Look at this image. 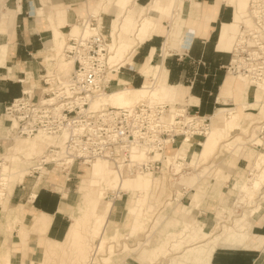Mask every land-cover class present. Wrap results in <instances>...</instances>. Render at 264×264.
I'll list each match as a JSON object with an SVG mask.
<instances>
[{"label": "crops", "instance_id": "1", "mask_svg": "<svg viewBox=\"0 0 264 264\" xmlns=\"http://www.w3.org/2000/svg\"><path fill=\"white\" fill-rule=\"evenodd\" d=\"M3 1L0 0V106L19 96L21 90L20 82L22 80L29 81V85L34 87L39 84L38 79H34V76H36L33 70L34 67L27 65L28 63L36 61L38 64L43 63L45 71L52 69L54 58L58 56V53L50 51L53 35L63 37L66 33V30H64L66 26L69 27L70 32L78 30L77 23H73V21L76 20L77 16L81 15L80 10L79 12L76 10L83 0H24V3L22 0H15L12 7L13 10L10 11L8 9L3 11ZM110 1L114 4V7L99 10L98 14H96L99 23L100 20L103 22L107 17L111 16L108 23V35L110 25L114 22L116 15L120 13V4L118 2L121 0ZM132 1L134 4L132 8L135 9V14H138L145 5L152 2V0ZM103 2L104 0H87L82 11H86L89 8V15H94L98 8L97 3ZM243 3H245V0H240L239 8ZM160 4H167V0H160ZM233 11V5L226 0H174L167 10H160L154 22L153 31L135 46L130 58L125 62L126 66L123 63L115 68L116 72L111 74V80L114 81L113 84L116 83L114 86L117 88L111 90H118L123 87L136 89L145 82L150 83L152 82L153 71H155L153 68H156L161 73L164 83L177 89L178 97L171 103L183 102L187 104L190 113L197 112L200 115L210 116V119H212L210 124L215 125L210 130L213 135L217 130L222 129H217V125L220 122V113L222 112L223 115L224 111L227 113L229 111L240 113L238 118L235 120L233 118L228 132L233 127L238 128L241 126L247 117L250 119L254 117V123L256 119L260 118L258 114H261L264 110L263 106L259 107L258 95H256V99H254V95L252 97L250 92V87H253L252 84L247 85L244 99L236 95L233 89L235 76L233 72L226 70L231 58L230 52L233 50L240 30L239 24L236 23L237 26L234 25ZM101 13L108 14L101 16ZM162 15L168 16L171 22L161 26L159 23L163 22L160 18ZM159 19H161L160 22ZM174 19L175 22H173ZM48 34L49 40L45 45V38ZM184 35H187V37L184 38ZM167 36L170 38H168L169 41H166ZM144 65L150 67L151 72L148 77L141 72V68ZM119 67H123L125 70L120 72L117 70ZM224 70L226 73H223ZM224 84H229L230 92H224L223 96L226 101L220 102L217 95L222 94L221 87ZM255 90L256 92L258 91L257 88ZM250 97H252V100H250ZM218 104L219 107L216 106ZM230 104L234 106L224 107ZM225 125H227V117ZM214 137L212 136L210 141L212 149L205 156L206 158L203 159L204 161L208 159L207 163L204 162L203 164H206L205 166L209 165L208 170L212 168V175L214 167L223 170V167L213 164L211 161L214 157V155L211 156L215 145L214 142H216ZM206 138L205 136L201 142L199 150L202 149ZM230 141L233 140L231 139ZM248 144L249 146H247ZM231 147L229 150H224L219 146L217 151L229 154L227 159L228 167L235 166V168H239V163L245 161V169H247L255 155H252V152L257 150L255 149L256 147L248 141L243 143L232 142ZM194 150L187 152L188 160L191 159V151ZM183 154L185 156L186 151H183ZM199 164L203 165L201 162ZM204 167L194 173L196 178L193 179L194 181L191 184H187L191 188L181 186L180 191L177 190L176 196L179 197L180 202L183 203L185 199L188 202V193L199 190L197 197L199 205L202 195L209 190L207 187L211 186L209 192H207L210 198L202 205V209H194V212H197L198 219L209 225L213 222L215 212L220 207L219 201L225 202V198H228V195L233 196L230 190H233L234 187L230 183L234 180L240 181L242 171L231 170L229 172V170H223V174L227 176L225 179L219 180L220 186H217L218 182L214 181L212 177L208 186V183H206L208 179L205 176L208 171L203 170ZM63 183L64 181L58 182L49 177L45 182L36 181L29 189L19 192L15 189V185L19 184L16 183L10 192L7 203L12 207H14L13 204L23 207L25 209V217L30 212L39 217L44 224V235L47 239L53 241L68 240L69 231L71 230L72 232V229H70V222L66 227V221L68 218L69 220L70 218L71 220L75 218V215H73L75 204L68 205L66 198H64ZM227 183V191L223 192L222 190ZM185 184L183 183L182 185ZM220 187L222 188L221 190ZM68 193L69 191H67ZM125 194L129 196L128 193ZM213 195L216 197H213ZM131 203L132 201L130 205L129 203L126 204L127 206L123 212L122 224L125 230H130L134 219L137 220L140 227L143 224L139 218L134 217L135 210L133 211V209L135 208L131 207ZM110 207L112 208V204ZM65 213L68 214V217ZM128 213L129 218H126ZM143 215L144 213L141 212L137 217H142ZM142 219L144 220V218ZM115 228L116 233L120 235L122 232L121 228ZM13 231L15 230L11 231L10 238L13 237ZM250 233L253 240L247 244L242 242L241 244L222 246L217 241L209 242L210 244L212 243L213 247L208 254L206 264H258L261 254L264 255L261 248L262 240H264V208L261 216L251 226ZM14 237H16V234ZM258 238L261 241L257 240L258 242L254 244L253 241L255 242ZM141 250L138 249L134 252L133 257L137 256ZM131 260L137 264L132 257ZM117 264L131 263L121 261Z\"/></svg>", "mask_w": 264, "mask_h": 264}, {"label": "bare ground", "instance_id": "2", "mask_svg": "<svg viewBox=\"0 0 264 264\" xmlns=\"http://www.w3.org/2000/svg\"><path fill=\"white\" fill-rule=\"evenodd\" d=\"M174 0H167V4L161 5L160 0H152V2L148 5H145L142 10L138 12V14H135V9L132 8L133 1L132 0H121L118 3L120 4V13L115 17L114 22L110 25L112 31L110 32V37L115 40L116 35L119 33H125L126 29L132 27L133 33L131 35H128V37L125 38L124 41H115L114 48L110 46L108 43V50H109V58H114L113 60H109L112 63V66L116 68L117 66L121 64H125V62L130 58L135 46L140 43L144 38H146L152 31H153V26L154 22L156 21L160 10H167L172 4ZM228 3L232 4L234 7L233 11V21L237 23H241L240 28L242 26L250 27L252 25L251 20L249 18L248 14V2L249 0H245L244 7H243V13H240L239 5H240V0H226ZM247 1V2H246ZM102 2V1H101ZM166 2V1H165ZM222 3V2H221ZM130 4V5H129ZM97 6L101 8V10H106L110 7H114V4L111 3L110 0H104L103 3H97ZM246 8V9H245ZM100 9H96L93 16L97 19L96 14H98ZM246 10V11H245ZM136 16V18H134ZM177 16V14H176ZM134 18V19H133ZM84 22L86 21V18H83ZM176 19V17H175ZM175 19L173 22H175ZM82 20V19H81ZM98 20V19H97ZM115 24V25H114ZM77 28L78 30L76 32H70V29L64 34L63 36V46L61 49V57L65 60L63 61H57V67H66L69 69V71L66 73L62 70L59 72H51L49 74L44 73L41 77L46 78L47 80L50 79L53 73H57L59 81L61 83L65 82V77L72 71L73 68V61L70 58H66L63 54V48L66 42V36L71 35L74 36L76 34H86L88 32L87 29H84L83 27L80 26V22H77ZM240 31V30H239ZM239 34V33H238ZM115 35V37L113 36ZM122 35V34H121ZM175 35V34H174ZM181 36V35H180ZM187 35H184V38H186ZM169 36H167L166 41L168 40ZM52 46L50 48L51 52L57 53L58 50L61 47V37H58L57 35H53L52 38ZM170 39V38H169ZM172 39V38H171ZM237 39V37H236ZM169 41V40H168ZM236 42V40H235ZM235 45V44H234ZM234 47V46H233ZM159 66V65H158ZM152 69V68H151ZM155 71H153V77H152V82L150 83H144L141 87L136 88V89H131V88H121L118 90H109V91H102L100 93H97L94 95V97L91 99L89 103V107L93 110H98L104 106H107L109 108H121L124 106H129L132 105L140 100L150 98L151 100H156L160 102H166L169 103L170 105L175 104V103H170L165 100H159L153 96L152 94H148V96H145V93L152 92L154 95H160L162 98L168 99L169 101H175L177 99V89L175 87H170L167 86L161 76V73L158 72L156 68ZM162 70V69H161ZM231 71V70H230ZM141 72L144 73L145 76L148 77L150 74V67L147 65H144L141 68ZM163 72V71H162ZM232 72V71H231ZM48 73V71H47ZM164 73V72H163ZM235 73V72H233ZM64 75V79L60 80V75ZM152 74V73H151ZM150 76V75H149ZM235 83L233 85V89L235 91V94L244 99L245 92L247 89L248 84H244V78L245 76L235 73ZM264 76V75H263ZM261 76V78L263 77ZM255 79V80H250L248 79L250 84H256L259 83L264 86V82L257 81L261 80ZM119 79V78H118ZM224 79V78H223ZM24 88H30L34 86L29 85V81L22 80L21 81ZM257 84V85H259ZM40 84H38L35 87H39ZM259 87V86H258ZM262 89V87H260ZM229 93L230 92V87L229 84H224L221 87V95H217L218 101L220 102H225L226 98L223 96V93ZM231 98V97H230ZM139 99V100H138ZM135 101V102H134ZM182 104V103H180ZM234 112L227 113L229 114L227 116V125L225 128L219 129L216 131V133L213 135L210 132V116L208 117L209 119V127L205 131L203 135V139L206 136L205 143L203 144V147L199 151H191V154L193 158H199V160L205 159L207 154L211 151L212 147L210 145V141L212 140V136H215L214 139H218L220 137H223L227 134V131L230 128V124L233 120V114ZM7 119V118H6ZM9 121V124L6 125V127L1 128L0 127V138H6L7 136L10 135L11 129H13V123ZM11 124V125H10ZM259 126L257 128L261 129L264 127L263 119L257 121ZM10 130V131H9ZM12 137H11V144L9 145L8 149H12L15 152H23V154L26 155L28 158L27 161L25 162L23 159H20L16 154L11 155L8 157V163L4 165V163L0 162V209H1V215H0V233L4 231L7 227H9L10 223L12 220L16 219L20 223H32L34 221H39L40 218L33 215L31 212L29 215L26 217L24 216V211L25 209L18 208V207H12L11 205H8L7 199L8 196L10 195V192L16 183H20L23 177V172L28 169V167L31 169V174L33 172L32 167L36 165L39 157H45V161L51 162L54 161L58 167H60V170H64L67 168L66 166L71 165V159L70 158H64V140L66 138V133H59L56 135L52 134H44L41 132L35 133L31 137H21L15 134V132H11ZM208 135V136H207ZM202 139V140H203ZM201 140V141H202ZM234 140V139H232ZM241 141H248L250 140L249 138H241ZM201 141L199 143V146L201 144ZM50 142H53L50 144ZM264 145V144H263ZM189 142L184 140L179 146H177L171 154H166L164 156L159 155V153L154 154V158H159L162 163V169H161V176L163 177L168 173V170H170V167L174 170L172 173H169L170 175H177L180 173V170H183V165L182 162L186 160L187 152L190 151L188 148ZM232 141L226 142L223 144L221 147L224 150H229L232 147ZM52 148L55 152V155H48L47 154V149ZM186 151V155L184 156L181 151ZM186 149V150H185ZM42 153L43 155H38L39 153ZM180 153V154H178ZM4 156V155H3ZM133 157H139L140 155H132ZM4 158V157H3ZM6 158V157H5ZM250 158V157H249ZM63 159V160H62ZM4 160V159H3ZM192 161V157L189 160V163ZM84 165L88 164L87 167V172H86V177H82L83 179L82 184H85L86 182H89V189H83L79 191V198L77 199L76 202V207L74 208V214L75 217L73 220H76L75 223H80L81 220L80 216L83 214L82 220L92 215L89 219L92 222V233H99V231L103 228V226L106 228V214L109 211V205H111V201H113V197H110L108 201L100 204L101 200L105 198V193L106 191H112L115 196L114 197H120L121 192L125 191V193H128L129 195H135L139 193L140 191H143L142 198L140 200H146V193L147 191L152 188V181L155 180L157 176L151 175L149 172L146 171H136L133 174H128V175H123L120 176L116 171L113 170V168L110 166L108 161L104 158L101 157H95L92 158L88 161H86ZM36 163V164H34ZM184 163V162H183ZM83 164V163H81ZM186 164V163H185ZM40 169H44L41 167ZM214 172L215 178L218 182L217 186H220L219 183V178H226V174L221 173V170L217 167H214ZM15 170L16 174L13 175L12 178L8 177L10 180L9 182L7 179H5V175L11 173V171ZM7 172V173H6ZM41 175V174H40ZM39 175V176H40ZM131 179V182H126L123 177H134ZM220 176V177H219ZM231 176V175H230ZM43 177V176H42ZM194 178H196V174L193 175ZM37 181H41L37 179ZM133 181V182H132ZM8 182V183H7ZM45 182V180L43 181ZM94 183V188H91ZM234 186L235 188V193L233 194V201L231 202V205L229 206L228 213L227 215H218L215 216L216 220L213 224L206 225L203 221H198L197 225H190V229L194 230L199 229L200 232L198 231V235L195 238H192L189 240V242L184 245L188 247L186 251H183L178 257V259H175L171 263L172 258H168L167 262L171 264H190V261H198L199 263L206 264L207 259H208V254L210 250L212 249V241H217L218 244L220 245H235V244H241L242 242H245V244L251 242L253 238L250 236V228L257 220L261 214H262V209L264 208V152H258L256 153L251 162V166L248 169V175L247 176H241L240 181H235L234 180ZM88 185V183H86ZM6 186V194H4V189ZM165 185L163 183L162 186V191H164ZM180 191V190H179ZM177 193V191H176ZM6 195V196H5ZM212 195V194H211ZM216 195V194H215ZM64 196V195H63ZM213 197H216L213 195ZM188 198L193 203V200L196 201V195L195 192H190L188 193ZM175 199V200H174ZM171 201L173 202H179V197H172ZM146 202V201H145ZM172 203V202H169ZM190 204V202H189ZM158 204H156L157 206ZM85 206V209H84ZM239 207L243 209L240 213H235V208ZM196 207H192V209H195ZM100 209L99 214L96 213ZM160 209V208H159ZM185 209V208H184ZM183 208L177 209L178 215H181V217H184L185 213L182 212L184 210ZM88 212L90 214L88 215ZM151 209L146 215L150 218H153ZM81 213V214H80ZM155 213V212H154ZM80 214V215H79ZM161 214H158L160 216ZM79 216V217H78ZM155 217L157 215H154ZM163 218V216H162ZM159 221L155 220L154 224ZM113 223V221L110 219L109 223ZM226 224L229 225V227H225ZM73 229L75 232H77V226L73 225ZM110 232L107 234V236L112 240L113 238H120L118 233H116V228L108 226ZM140 224L137 222L136 219H134L130 231L131 233H134L138 229H140ZM108 231V230H106ZM124 236V235H123ZM145 239V243L149 245L150 243V238ZM165 237H168V233L165 235ZM160 238V237H159ZM261 238V237H260ZM261 241L259 238L253 241L254 244H256L258 241ZM66 240L65 242H67ZM262 250L264 253V240H262ZM102 241L99 240L98 244L93 246L91 254L88 256L92 255V257H89L90 263L95 259L94 256L95 254L99 251V248L102 247ZM142 244V243H141ZM198 244V245H197ZM149 249L155 251V258L154 260H162L164 255H171L174 253H177L175 249H167L166 245L163 244V241L160 240L157 242L155 245H149ZM199 246V247H198ZM260 248V249H261ZM134 249V248H132ZM147 249V248H146ZM258 249V248H257ZM145 248L143 249V252L137 257H142L144 258L145 254ZM162 257L160 258V256ZM103 256V255H102ZM110 254L104 258L109 260ZM159 257V258H156ZM103 258V259H104ZM97 259V258H96ZM84 262L83 264H86L88 262ZM96 261V260H95ZM81 262V261H79ZM94 262V261H93ZM167 262H162V261H156L154 264H167ZM89 263V262H88ZM87 263V264H88ZM89 263V264H90ZM143 262L140 261L139 264H142Z\"/></svg>", "mask_w": 264, "mask_h": 264}, {"label": "built area", "instance_id": "3", "mask_svg": "<svg viewBox=\"0 0 264 264\" xmlns=\"http://www.w3.org/2000/svg\"><path fill=\"white\" fill-rule=\"evenodd\" d=\"M248 14L252 25L240 28L226 70L255 80L264 75V0H249ZM83 20L79 22L86 34L66 36L63 54L72 59L73 68L65 82L55 74L42 78L39 87L24 88L19 81V96L0 106V117L9 119L11 132L21 137L65 132L64 158H70L71 165L101 157L120 176L161 173V160L154 154H171L184 140L188 148L198 146L209 127L208 117L190 113L185 103L170 105L150 98L117 109H91L94 95L109 89L115 68L103 26L90 15ZM6 143L0 138V156ZM47 150L55 155L52 148ZM44 158L39 157L31 174L49 165Z\"/></svg>", "mask_w": 264, "mask_h": 264}, {"label": "rangeland", "instance_id": "4", "mask_svg": "<svg viewBox=\"0 0 264 264\" xmlns=\"http://www.w3.org/2000/svg\"><path fill=\"white\" fill-rule=\"evenodd\" d=\"M14 1L15 0H4L3 1V5L4 7L2 8L3 11L5 10H13V5H14ZM86 1L87 0H83L76 11L79 12L80 10V14L79 16H77L73 21V23H77L79 22L82 18H87L89 16V11L90 9L87 8L86 11H82V9L85 7L86 5ZM22 2L24 3V0H22ZM243 2V1H242ZM247 2V1H246ZM130 5V4H129ZM98 9L101 10V8H99V6H97ZM243 7H244V3L242 4V6L239 8L240 9V13H243ZM246 9V8H245ZM142 10V9H141ZM246 11V10H245ZM104 14H108V13H101V16H103ZM112 15V14H111ZM117 16V15H116ZM118 17V16H117ZM111 16L107 17L103 22L102 20H100V24L103 26V34L106 38L107 43L110 44V46L112 48H114L115 45V41H124L126 37H128V35H131L133 33V28L130 27L128 29H126L125 33L121 34H117L115 38V40H113L110 37V32L112 31L111 27H109V35H108V23L110 20ZM163 22L159 23L161 26L164 25L165 23L171 22L170 18L168 16H163L160 17ZM161 19H159V22L161 21ZM117 21V20H116ZM115 21V22H116ZM114 22V23H115ZM10 23V22H9ZM235 22L234 25L237 26V24H241V23H237ZM115 25V24H114ZM66 32L68 31L69 27H65ZM76 31V30H75ZM109 36V37H108ZM115 37V35H113ZM45 45L49 40V34L46 35L45 38ZM63 37H61V47L58 50V56L57 58H54V64H52V69H48L45 71L44 65L43 63L38 64L36 61L30 62L27 65H29L30 67H34V74L36 76H34V79H38L39 84H42V77H40L41 75H43L44 73L49 74L51 72H59L60 70L64 71V72H68L69 69H67L66 67H57V61H63L65 59H63L61 57V49L63 46ZM39 59V58H38ZM114 58H109V60H113ZM126 66V64L124 65ZM123 66V67H124ZM54 67V68H53ZM123 67H119L117 68L118 71L122 72L125 69ZM48 71V73H47ZM116 72V71H115ZM114 73V72H113ZM223 73H226L225 70ZM55 75H57V73H53ZM233 75L235 76V73H233ZM20 77H23L22 75H19ZM58 77V75H57ZM64 75H60V80L64 79ZM236 77V76H235ZM234 77V78H235ZM257 81H261L264 82V76L261 78V80H257ZM114 81L110 82V86H109V90L117 88L115 87L113 84ZM245 85L246 84H250L247 78H244V82ZM256 83L253 84V87H250V92L251 95L253 97L254 95V99H256V95H258V103H260L259 107L263 106L264 109V86ZM247 86V85H246ZM259 86V87H258ZM262 87V89L260 88ZM258 89V91L256 92L255 89ZM148 94H152L151 96L159 99V100H165L168 102H172L169 101L168 99L162 98L160 95H154L152 92H148L145 93V96H148ZM252 97H250V100H252ZM139 100V99H138ZM135 102V101H134ZM183 103V102H182ZM217 107H219V104L216 105ZM234 105L230 104V105H225L224 107H233ZM233 112V111H232ZM236 116H233L234 120L236 118L239 117L240 113H236V111H234L233 113ZM227 112L224 111L223 115L222 112L220 113V122L217 125V129L219 128H225V120L227 117ZM251 116V115H249ZM258 116H260L261 120L263 119V123H264V110L261 114H258ZM260 118L256 119L255 122L253 123L254 117L253 118H245L244 119V123L239 126L238 128H232L230 132H228L225 136L220 137L218 139H216V142H214V149L213 152L211 154L214 155V157L211 159L213 164L219 165L220 167H223V170H229V172L231 170H241L242 171V175L243 176H247L248 175V169L251 166V164L249 165V167L247 169H245L246 167V162L245 161H241L239 163V168H235L234 167H228L227 164V159L229 158V154L225 153V152H221V151H217L219 149V146L221 147V145L225 144L226 142L230 141L231 139H234L232 142H241L243 143V141H241V138H249L250 140H248V142L251 144H253L257 149L256 151L252 152V155L258 153V152H264V127L259 129L257 128L259 125L256 124L257 121L260 120ZM212 121V119H210ZM9 124V121H7V119L4 118H0V127L4 128L6 127V125ZM11 125V124H10ZM215 125H212V123L210 124V130L214 127ZM10 131V130H9ZM215 131V130H214ZM13 134L7 136L6 139L7 143L5 144V148L4 150H2L1 153V162L4 163V165H6L8 163V157L9 156H13V155H17L20 159H23L25 162L27 161V157L25 154H23V152H15L12 149H8L9 145L11 144L12 137ZM205 138V137H204ZM203 139V137L200 139V141ZM204 140V139H203ZM202 140V141H203ZM201 141V142H202ZM246 142V141H244ZM53 142H50V144ZM249 146V144L247 145ZM201 145L199 146H194L192 148H190V150H194V151H199ZM252 147V146H251ZM181 153H183L181 151ZM43 155L41 152L38 155ZM180 154V153H178ZM4 155V156H3ZM4 157V158H3ZM6 157V158H5ZM4 159V160H3ZM189 156H187L186 160H184L182 162L183 165V170H180V173L177 175H170L169 173H172L174 170H168V173L163 176H161V173H158L156 175L153 176H157L155 178V180H151L152 182V188H150L149 191H147V195H146V200H140V198H142V194L143 191H140L139 193L135 194V195H127L125 194V191L121 192V196L118 197H114L115 194L112 191L108 192L106 191L105 193V198H103L100 202V204L108 201V199L110 197H113V201H111L112 204V208L110 207V212H107L106 214V228L103 226V228L99 231V233H92L91 229H92V222H91V218L92 215L90 214V212H88L89 210H87L86 213H88V215L90 214V216H88L86 219L84 218L82 220L83 214L80 216V223H75V220H69V218L66 221V227L68 226L69 222H70V229H72L69 231L68 234V241L65 242L63 241H53V240H49L45 237L44 235V224L42 221H34L32 223H20L19 221H17L16 219L12 220L9 227H7L6 229H4V231H2L0 233V264H83L84 262H86L88 259H90L89 257H92V255L88 256L89 254H91V251L93 246H95L96 244H98V241L101 240L102 241V247L99 248V251L95 254L96 256L95 259L93 261H91L92 263H90V260H88V262L90 264H117L118 262H123V261H128L131 264H136L135 262H133V260H131V257L136 260L137 264L140 263V261H142V264H154L156 263V261H164L167 262V259L172 258L170 261L171 263L173 261H175V259H178L177 256H179L183 251H186L188 249V247L184 246L186 245L189 240H191L192 238H195L198 235V231L200 232L199 229H195L191 230L190 229V225H197L198 221H202L200 219H198L197 216V212H194V209H192V207H196L198 209H202V205L205 203L206 200H208L210 197H208L207 192H209L210 187L209 183L211 182L210 178L212 177L214 179V181L217 182L216 178H215V173L214 169H213V175L211 174L212 172V168H210V170H208V166H205L203 163H207V160H199V158L195 157L193 158L192 156V161L189 163ZM201 162L200 165L199 163ZM82 163V162H81ZM73 164V165H67L64 170H60V167H58V165L55 164L54 161L49 162V165L44 168L41 169L39 171H37V173L35 174H29V172H31V169L28 167V169L26 171L23 172V181L19 184H14L16 186V190L17 192L19 191H23L24 189H29L32 184H34L37 179L44 181L49 179V177H51V179H54L56 181H64L63 183V190L65 192V196L64 198H66L68 205H73L75 204L76 207V203L77 199L79 198V191L83 190V189H89V182L88 185L82 184V177H86V172H87V165H84L85 163L81 164ZM186 163V164H185ZM36 164V163H34ZM35 166V165H34ZM205 166V167H204ZM202 167H204L203 170L208 171L205 176L208 183L207 185L209 187H207L209 190L205 191L204 194L202 195L200 201H199V205L197 203V199L196 201L193 200V203H191L192 200H190L188 198V202L187 199H185V201L182 203L180 202H171V199L173 197V195L176 193L177 190L181 189V186L187 187V188H191L189 185L187 184H191L192 181H194V177L193 174L196 173L197 171H199L200 169H202ZM221 170V173H223ZM7 173V172H6ZM16 174V171L13 170L11 171V173L6 174L5 175V179H7V181L9 182V178H12L13 175ZM41 174V175H40ZM40 175V176H39ZM43 176V177H42ZM220 177V176H219ZM135 178L134 177H123V179L127 182H131V179ZM64 179V180H63ZM223 178H219V180H221ZM184 180V181H183ZM7 182V183H8ZM55 182V181H54ZM133 182V181H132ZM234 181H231L230 185L234 187L233 190H230V192L232 194L235 193V186H234ZM163 183L165 185L164 191H162V186ZM183 183H186L185 185H182ZM92 187L94 188V183L91 184ZM49 187L48 185H44ZM227 186L228 183L226 184V186L223 188V192L227 191ZM66 188V189H65ZM222 188L220 187V190ZM67 191H69V193L67 194ZM192 192H195L196 198L199 195V190H194ZM190 193V192H189ZM4 194H6V186L4 189ZM207 194V195H206ZM227 195V194H226ZM6 196V195H5ZM9 197V196H8ZM233 196H229L228 198H225V202H220V207H218V211L215 212V216L218 215H227L228 213V209L229 206L231 205V202L233 201ZM1 200V198H0ZM132 201V206L133 211H134V217L135 218H139L141 220L142 226L140 229H138V231H136L133 235L132 233L130 234V230H125V228H123V212L126 208V204ZM146 201V202H145ZM190 202V204H189ZM156 204H158L156 206ZM13 206L16 208H22L19 205H14ZM140 206V207H139ZM183 206V207H182ZM176 207H179L177 209L181 208H185L182 212H184L185 216L181 217V215H178V211H176ZM160 208V209H159ZM195 208V209H196ZM73 209V206H72ZM85 209V206H84ZM152 210V214L153 218H149L146 214L151 210ZM243 209L236 207L235 208V213H240ZM148 211V212H147ZM100 209L98 211H96L97 214H99ZM143 212L144 215L142 217H137L138 215H140V213ZM147 212V213H146ZM155 212V213H154ZM203 212V211H202ZM66 216L68 217V214L65 213ZM81 214V213H80ZM79 214V215H80ZM158 214H161L160 216H158ZM154 215H157L156 217ZM163 216V218H162ZM214 216V215H213ZM79 217V216H78ZM204 217V216H203ZM77 218V216L75 217ZM90 218V219H89ZM126 218H129V213L126 215ZM144 218V220L142 219ZM78 219V218H77ZM112 220L113 223H110V227H118L121 228V233L120 238H113L112 240H110V238L107 236V234L110 232L111 229H109V220ZM155 220H159L154 224ZM216 220V217H213V222L210 224H213L214 221ZM72 222V224H71ZM209 224V225H210ZM73 225L77 226V232L74 231V227ZM225 227H229L228 224H226ZM12 230L13 231V237L10 238V233ZM108 230V231H106ZM123 233V234H122ZM168 233V237H165V235ZM201 233V232H200ZM12 234V233H11ZM16 234V237H14V235ZM124 235V236H123ZM147 236H149L150 238V243L149 245H155L157 244V242H159L160 240L163 241V244L166 245L167 249H175L176 251H178L177 253L171 254V255H164L162 260H154L155 258V251L150 250L149 249V245L147 243H145V239L144 238H148ZM160 237V238H159ZM67 239V238H66ZM11 240V241H10ZM210 241V239H209ZM208 241V243H209ZM142 243V244H141ZM11 244V245H10ZM198 245V244H197ZM199 247V246H198ZM134 248V249H132ZM145 248V254H144V258L142 257H133L134 256V252H136L138 249H142L141 251L143 252V249ZM147 248V249H146ZM34 250V251H32ZM141 253V252H140ZM139 253V254H140ZM110 254L109 260L104 258L106 256H108ZM138 254V255H139ZM103 255V256H102ZM162 257V255L160 256V258ZM97 258V259H96ZM104 258V259H103ZM159 258V257H156ZM96 260V261H95ZM81 261V262H79ZM87 262V263H88ZM86 263V264H87ZM88 263V264H89ZM169 262H167V264H171ZM190 264H201L198 261H190ZM203 264V263H202ZM258 264H264V255L261 254L260 256V261Z\"/></svg>", "mask_w": 264, "mask_h": 264}]
</instances>
